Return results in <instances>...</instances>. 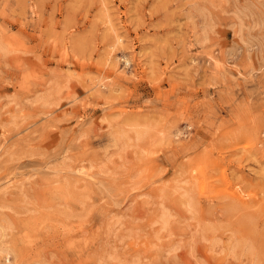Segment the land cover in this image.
<instances>
[{
	"label": "rangeland",
	"instance_id": "obj_1",
	"mask_svg": "<svg viewBox=\"0 0 264 264\" xmlns=\"http://www.w3.org/2000/svg\"><path fill=\"white\" fill-rule=\"evenodd\" d=\"M0 264H264V0H0Z\"/></svg>",
	"mask_w": 264,
	"mask_h": 264
},
{
	"label": "bare ground",
	"instance_id": "obj_2",
	"mask_svg": "<svg viewBox=\"0 0 264 264\" xmlns=\"http://www.w3.org/2000/svg\"><path fill=\"white\" fill-rule=\"evenodd\" d=\"M103 4V3H102ZM106 8V7H105ZM103 10V9H102ZM114 46V45H113ZM113 48V47H112ZM141 136V134H139V136L138 137H140ZM142 138V137H141ZM188 204V206L190 205V203L188 202L187 203Z\"/></svg>",
	"mask_w": 264,
	"mask_h": 264
}]
</instances>
